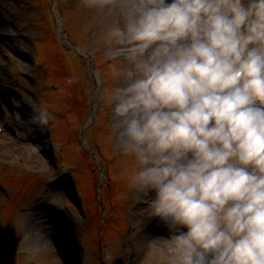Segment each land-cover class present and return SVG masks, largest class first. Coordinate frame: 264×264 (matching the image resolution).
I'll return each mask as SVG.
<instances>
[{"label": "clouds", "instance_id": "clouds-1", "mask_svg": "<svg viewBox=\"0 0 264 264\" xmlns=\"http://www.w3.org/2000/svg\"><path fill=\"white\" fill-rule=\"evenodd\" d=\"M80 3L116 54L110 136L159 264H264V0Z\"/></svg>", "mask_w": 264, "mask_h": 264}, {"label": "rangeland", "instance_id": "rangeland-1", "mask_svg": "<svg viewBox=\"0 0 264 264\" xmlns=\"http://www.w3.org/2000/svg\"><path fill=\"white\" fill-rule=\"evenodd\" d=\"M31 1L34 5L25 6L24 0H0V30L10 31L9 39L0 41L4 46L0 49V101L7 112L12 110L13 125L20 131L13 146L17 153L10 149L0 155V264H101L100 256L106 264H159L151 244L164 236V228L148 217L142 194L130 188L128 177L122 175L131 162L117 153L110 136L106 93L112 83L109 65L116 54L102 42L101 24L80 0ZM52 15L62 21L64 33ZM35 37L39 44H34ZM81 51L97 63L91 67ZM101 75L105 84L97 102L94 87ZM40 110H48L50 127L33 122ZM52 111L60 118L53 117ZM22 116L30 120L29 126ZM33 137L39 138L41 148ZM49 147L55 149L52 157ZM88 149L94 159L85 152ZM25 156L35 168L19 165L18 158L26 160ZM48 166L65 170L85 192L93 218L86 220L71 203L74 191L67 183L62 197L56 196L61 186L53 183ZM44 204L65 215L68 234L61 241L69 240L74 256L52 242L51 260L42 257V247L33 240L39 227L33 223L52 235L57 225L51 222L53 215H40ZM109 221L107 232L101 233ZM99 235L104 242L101 251Z\"/></svg>", "mask_w": 264, "mask_h": 264}, {"label": "bare ground", "instance_id": "bare-ground-1", "mask_svg": "<svg viewBox=\"0 0 264 264\" xmlns=\"http://www.w3.org/2000/svg\"><path fill=\"white\" fill-rule=\"evenodd\" d=\"M1 45L2 44H0V49L4 48V46H1ZM22 120L24 121V124L26 126H29L30 120L28 121L27 116H22ZM34 140H36V142H37V147L41 148L40 144L38 142L39 139L34 138ZM2 143L3 144H0V149H1L0 155L5 154V153L6 154L10 153V149H13L12 145L14 144V141L11 139V137L8 136L6 138V140H4ZM10 159H11V156H8L7 160L9 161ZM60 186H61V189L56 192V196H58V197H62V192L64 189V186L62 184ZM46 207L47 206H45L44 209L42 208L40 215L45 214L48 218H49V216L47 215V213L53 215L51 222H53V225L57 224V225H55V229H54L55 235H52L51 233H49L47 229L44 230V228H42L41 225L39 226V224H37V222L34 221V223H33L34 226L39 227V229L37 228L34 231L35 232V236H33L34 243H38L42 247L43 250L40 253L42 254V257H44L45 259L51 260L52 257H51L50 252H48V249L50 250V248H52L53 243L57 244L60 249L64 250V253L66 252L68 255L73 256L74 253L72 252V248H70L69 240L67 243H66L67 240L65 241V243H62V241H61V239H63V237H65L68 234L66 231L68 228V225L66 222L67 219H66L65 215L62 213V211H60L59 213H56L55 212V206H52V207L48 206L47 208ZM43 230H44V232H43ZM50 230H53V229H50ZM54 230H53V232H54ZM163 230H164V233L163 232L162 233L166 234L165 229H163ZM64 234H66V235H64ZM54 237H56V238H54ZM35 238H37V239H35Z\"/></svg>", "mask_w": 264, "mask_h": 264}]
</instances>
